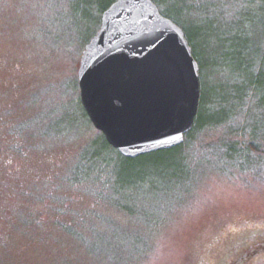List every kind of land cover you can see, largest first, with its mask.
Listing matches in <instances>:
<instances>
[{
	"label": "rangeland",
	"instance_id": "obj_1",
	"mask_svg": "<svg viewBox=\"0 0 264 264\" xmlns=\"http://www.w3.org/2000/svg\"><path fill=\"white\" fill-rule=\"evenodd\" d=\"M115 1L0 0V264H194L219 256L221 229L264 227V0H152L191 47L209 126L136 162L79 96L81 54ZM232 141L258 157L228 155Z\"/></svg>",
	"mask_w": 264,
	"mask_h": 264
},
{
	"label": "water",
	"instance_id": "obj_2",
	"mask_svg": "<svg viewBox=\"0 0 264 264\" xmlns=\"http://www.w3.org/2000/svg\"><path fill=\"white\" fill-rule=\"evenodd\" d=\"M77 78L88 119L125 158L178 147L193 128L199 66L151 0H116L103 11Z\"/></svg>",
	"mask_w": 264,
	"mask_h": 264
},
{
	"label": "trees",
	"instance_id": "obj_3",
	"mask_svg": "<svg viewBox=\"0 0 264 264\" xmlns=\"http://www.w3.org/2000/svg\"><path fill=\"white\" fill-rule=\"evenodd\" d=\"M152 1V0H151ZM164 0H162L163 2ZM165 17L169 18L174 24L175 21L173 20V18L165 15ZM200 73V70H199ZM201 95H203L200 91V95H199V103H198V110H197V114H196V118L199 114V111L202 107V103H200V98ZM194 120V125L193 128L184 136V142L183 144H181L178 147L172 148L170 150H163L162 152H157L155 153L156 155H160V154H170L173 152H180L183 150L188 149V147L191 145L192 141L195 139V136L197 133H201L204 131H207L206 129L208 128L209 124H207L205 121L201 124L198 125V122L196 124V121ZM242 135L243 137H245L244 135H247L245 132H241L238 130H235V135L236 134ZM251 135H249L250 137ZM253 137V136H252ZM255 138H259V137H255ZM247 138L245 137L244 140H246ZM233 143H235V148L232 149V146H229L230 144L227 145L228 148V155H232L233 153H241L243 157H258L257 155L254 156L255 152L257 150H259V146H256L255 144H250L248 147L244 146L245 141L241 142H235L232 141ZM239 145V146H238ZM199 150H201V146H198ZM198 150V151H199ZM248 150V151H247ZM153 154V155H155ZM260 156H262V153L259 154ZM241 156V157H242ZM125 158V157H124ZM141 158L147 159V160H152L155 158H159V157H137L135 158V160H132L134 162L139 161ZM128 159V158H126ZM218 232L216 235H214L211 239V242L208 244V250H213L212 253H214V251L219 253L218 257H209V256H205L204 255H199L198 260L194 263V264H246L247 261L251 258V256H253V254H257V253H264V227L263 228H257L255 226H253L250 229H247V231H239L237 234H234L235 232L229 231V230H223ZM254 248V252H252L253 254L250 255L249 250L251 251V249ZM208 254L209 251H206ZM209 258V259H208ZM211 258H213L211 260ZM217 259V260H214Z\"/></svg>",
	"mask_w": 264,
	"mask_h": 264
}]
</instances>
